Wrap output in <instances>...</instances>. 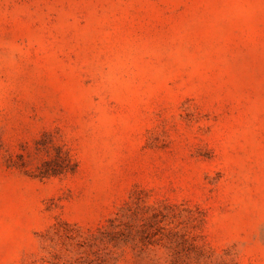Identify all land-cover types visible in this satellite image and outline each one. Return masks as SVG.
Wrapping results in <instances>:
<instances>
[{"label":"rangeland","instance_id":"374dc122","mask_svg":"<svg viewBox=\"0 0 264 264\" xmlns=\"http://www.w3.org/2000/svg\"><path fill=\"white\" fill-rule=\"evenodd\" d=\"M0 264H264V0H0Z\"/></svg>","mask_w":264,"mask_h":264}]
</instances>
